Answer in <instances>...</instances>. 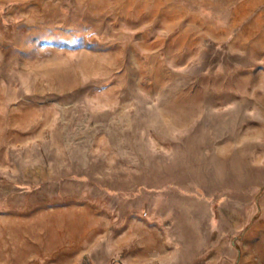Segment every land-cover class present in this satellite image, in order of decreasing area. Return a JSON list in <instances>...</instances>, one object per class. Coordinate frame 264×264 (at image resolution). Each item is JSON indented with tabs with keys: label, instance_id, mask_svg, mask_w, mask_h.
Wrapping results in <instances>:
<instances>
[{
	"label": "rangeland",
	"instance_id": "obj_1",
	"mask_svg": "<svg viewBox=\"0 0 264 264\" xmlns=\"http://www.w3.org/2000/svg\"><path fill=\"white\" fill-rule=\"evenodd\" d=\"M110 232L264 264V0H0V264Z\"/></svg>",
	"mask_w": 264,
	"mask_h": 264
},
{
	"label": "crops",
	"instance_id": "obj_2",
	"mask_svg": "<svg viewBox=\"0 0 264 264\" xmlns=\"http://www.w3.org/2000/svg\"><path fill=\"white\" fill-rule=\"evenodd\" d=\"M107 215L110 216V214ZM127 237V233L121 232L119 234L110 232L104 235L98 233L94 235L93 239L89 236L86 240L88 242L86 248H78L81 241L73 239L74 246L70 250H63L61 255L58 254L55 264H174L168 253L152 246L136 244L129 247ZM136 241L138 242V240ZM219 251L222 255V246ZM195 258L194 264L202 263L198 253ZM202 264H208L206 256H204Z\"/></svg>",
	"mask_w": 264,
	"mask_h": 264
},
{
	"label": "bare ground",
	"instance_id": "obj_3",
	"mask_svg": "<svg viewBox=\"0 0 264 264\" xmlns=\"http://www.w3.org/2000/svg\"><path fill=\"white\" fill-rule=\"evenodd\" d=\"M51 216H52V214H50ZM8 219H10V218H8ZM47 219V218H46ZM48 220V219H47ZM14 220H12V221H10V224H13L12 222H13ZM50 221V220H49ZM15 222V221H14ZM58 230V229H57ZM54 232V231H53ZM50 236V235H49ZM54 237V236H53ZM53 239V238H52ZM51 240V239H50ZM42 243V242H41ZM45 245V244H44ZM43 244L41 245V248L40 249H43L44 246Z\"/></svg>",
	"mask_w": 264,
	"mask_h": 264
}]
</instances>
